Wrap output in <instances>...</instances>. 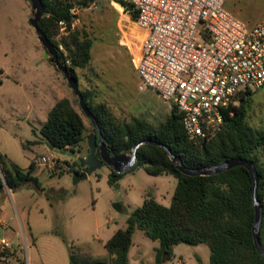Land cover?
<instances>
[{
  "label": "rangeland",
  "instance_id": "1",
  "mask_svg": "<svg viewBox=\"0 0 264 264\" xmlns=\"http://www.w3.org/2000/svg\"><path fill=\"white\" fill-rule=\"evenodd\" d=\"M94 2L97 8L82 9L73 28L87 32L95 41L93 64L101 74L99 87L94 90L95 102L107 104L121 122L139 118L160 125L172 106L142 86L129 65L131 60L118 49L124 37L135 33L134 21L112 0ZM237 7L246 11L251 22L264 19V0H228L225 6L229 11ZM32 16L27 0H0V152L24 170L32 160L43 156L55 155L60 161L55 175L37 164L36 178L42 190L27 183L10 193H0L9 231L0 239L10 241L17 249L8 251V264H70V245L79 246L81 255L107 260L103 243L115 231L126 228L129 215L143 205L145 193L153 192L160 204L169 207L178 182L174 176L155 177L139 168L110 186V169L104 166L86 180L74 183V171L65 166L74 165L88 153L87 141L75 150H50L40 132V121H46L49 111L43 106L44 120L37 119L36 111L47 90L55 88L57 95L69 97L82 115L86 134H94L93 126L63 73L45 57L46 50L30 24ZM65 34L61 29L57 40ZM88 73L78 70L81 90L88 87ZM250 99L246 122L252 129L264 131V87L254 90ZM28 142L37 143L24 147ZM118 204H123L126 212H119ZM133 243L146 255L138 264H150L160 246L141 231H136ZM210 255L205 244H180L174 247V256L167 264H199V260L210 264Z\"/></svg>",
  "mask_w": 264,
  "mask_h": 264
},
{
  "label": "trees",
  "instance_id": "2",
  "mask_svg": "<svg viewBox=\"0 0 264 264\" xmlns=\"http://www.w3.org/2000/svg\"><path fill=\"white\" fill-rule=\"evenodd\" d=\"M94 1L81 0L78 5L87 7ZM112 1L129 11L131 5L126 1ZM42 2L45 13L39 28L55 46L69 73L79 80L78 70L87 68L92 61L94 41L87 32L73 28L75 18L69 12V5L59 0ZM128 13L136 22L137 11ZM61 29L66 34L58 41ZM60 45H63L64 52L60 51ZM81 93L99 122L106 144L117 155L127 154L140 142L152 140L169 147L191 169L219 165L234 158L253 161L259 174L258 199L263 209L260 237L264 245V131L252 129L246 122L252 92L241 94L240 104L235 107L233 116L227 115L222 130L204 143H196L188 137L175 107H172L166 121L158 126L139 118L121 122L107 104L95 102L94 91L81 90ZM40 132L49 147L60 150H75L88 137L82 115L67 98L55 104ZM93 132L96 133L94 126ZM36 143L28 142L24 147ZM137 156V165L131 171L142 168L151 176L171 175L176 178L178 183L171 205L160 204L153 192H146L143 205L127 218L126 228L118 230L106 242L109 261L81 255L80 247L70 245V264H130L129 251L137 230L160 243L155 250V264L171 261L174 247L180 244L207 245L211 251L210 264H264V257L257 251L253 237L256 213L252 196L254 182L245 167H235L213 176L192 177L180 172L162 147L142 145L137 150ZM67 165L68 170H73L75 174L83 172L78 162ZM35 172V160L24 170L0 153V193L6 187L12 191L27 183L42 190ZM123 175L111 171L109 185L115 186ZM199 264H202L201 260Z\"/></svg>",
  "mask_w": 264,
  "mask_h": 264
},
{
  "label": "built area",
  "instance_id": "3",
  "mask_svg": "<svg viewBox=\"0 0 264 264\" xmlns=\"http://www.w3.org/2000/svg\"><path fill=\"white\" fill-rule=\"evenodd\" d=\"M59 1L75 21L82 9L97 8L96 2ZM124 1L138 13L133 41L124 46L142 86L179 111L191 140H212L241 94L264 87V20L249 27L225 8L227 0ZM59 161L51 155L35 162L55 175ZM9 250L13 244L1 238L0 264H8Z\"/></svg>",
  "mask_w": 264,
  "mask_h": 264
},
{
  "label": "water",
  "instance_id": "4",
  "mask_svg": "<svg viewBox=\"0 0 264 264\" xmlns=\"http://www.w3.org/2000/svg\"><path fill=\"white\" fill-rule=\"evenodd\" d=\"M27 1L31 4L33 14L32 18H30V24L36 31L40 43L46 50L45 57L49 58L51 63L54 64L63 73L69 86L78 98L81 110L91 121L96 130V133L89 135L87 138L88 153L78 160L79 166L83 169V172L74 174V183L77 184L80 181L86 180L89 176L102 169L104 166L109 167L111 171L116 174H126L130 172L137 165V150L140 146L147 144L162 147L167 152L175 167L187 176H213L224 173L235 167H245L250 172L254 182L252 191L254 206L256 210L255 221L253 224L254 243L257 251L264 257V245L260 237L261 225L263 221V209L258 199L259 174L254 162L242 158H234L231 160H227L219 165L201 169H191L184 164L181 158L175 156L169 147L152 140H145L140 142L133 148V150H131L127 154L117 155L112 152L105 142L97 118L90 111L87 103L85 102V99L80 90L79 80L69 73L67 65H65L63 60L59 57L57 49L53 44L49 42L46 35L39 28V22L45 13V6L42 0ZM128 10V12H132L134 10L133 6H130ZM54 149L55 148L50 147V150ZM116 208L121 212L125 211L123 204H118Z\"/></svg>",
  "mask_w": 264,
  "mask_h": 264
},
{
  "label": "crops",
  "instance_id": "5",
  "mask_svg": "<svg viewBox=\"0 0 264 264\" xmlns=\"http://www.w3.org/2000/svg\"><path fill=\"white\" fill-rule=\"evenodd\" d=\"M227 2L228 0L226 1V7H227ZM228 10V9H227ZM229 11V10H228ZM230 13H232L234 16H236L238 19H240L241 21L245 22L249 27H254L256 26L257 24H259L260 22H262L263 20L261 21H254V22H251V20L249 18H247L245 16V13L246 11L243 10L242 8L240 7H237L236 9H232V11H229ZM243 20H242V19ZM135 37L137 38H141L142 37V34H136ZM132 34H128V36L124 37V39H122L120 41V44H118V49L122 50L127 56L128 58L131 60V52H127V50H125V46L124 44L127 43V42H130V41H133L132 39ZM95 42V41H94ZM94 46V44H93ZM93 49V47H92ZM130 51V50H129ZM91 54H92V51H91ZM93 60H94V56L92 54V61L90 63V65L85 68V69H81V70H85V71H88V76L86 77V84L88 85V87L85 89V90H82V91H87V90H91V91H94L95 89H98L97 87L98 84H97V80L101 77V74H99V72L97 71V69L94 68V64H93ZM130 67L131 69L136 73V75L138 76L137 72L134 70L133 66H132V63L130 62ZM113 67V66H111ZM138 78H140L138 76ZM81 84V82H79V85ZM94 88V89H93ZM81 90V89H80ZM64 98H67L69 100H71L69 97H66V96H59L57 95V92H56V89L55 88H49L46 92V96L43 97V99L41 100V103H42V106L41 107H38L37 111H36V116H37V119L39 120L40 117L42 120H44V107L47 108V110L50 112L52 110V108L55 106V104L61 100V99H64ZM46 110V109H45ZM49 114V113H48ZM48 118V117H47ZM47 121V119H46ZM46 121H40V124H41V128L42 126L46 123ZM86 126V125H85ZM87 136H89L87 134ZM2 155H4L9 161L13 162L7 155H5L4 153L0 152ZM87 154V153H86ZM14 163V162H13ZM15 164V163H14ZM17 165V164H16ZM18 166V165H17ZM37 166V165H36ZM41 166V165H39ZM44 167V166H43ZM66 167L68 168V165L65 166V169ZM22 169V168H21ZM110 169V168H109ZM37 170V168H36ZM110 173H111V169H110ZM110 175V174H109ZM35 177H36V172H35ZM3 192H11V190L9 188L6 187V189L3 191ZM4 201H3V198L0 197V236H4V235H7L8 234V227H7V224H6V217L7 215L5 214L4 212ZM119 211V210H118ZM121 212V211H119ZM123 212H126V211H123ZM125 229V228H124ZM120 230V229H119ZM118 231V230H117ZM115 231L113 233V235L117 232ZM139 231V230H137ZM142 232V231H141ZM136 233V232H135ZM144 234V233H143ZM15 233L12 234V236H14ZM112 235V236H113ZM112 236L110 237V239L112 238ZM134 236V235H133ZM145 236V235H144ZM110 239H108L107 241H109ZM106 241V242H107ZM105 243H103V246L105 248ZM79 247V246H78ZM17 250V249H15ZM156 250V249H155ZM107 251V250H106ZM108 253V252H107ZM108 258L107 260L109 261L110 260V256L109 254H107ZM92 257V256H91ZM93 258V257H92ZM146 259V255L144 253H142L141 251V248L139 246H137L136 244L133 243V239H132V246L130 248V251H129V261H130V264H138L140 261H144ZM168 263V262H167ZM150 264H155V258L154 260H150Z\"/></svg>",
  "mask_w": 264,
  "mask_h": 264
}]
</instances>
